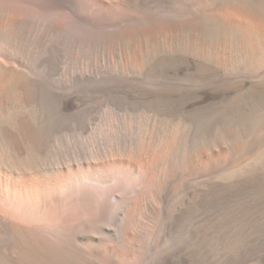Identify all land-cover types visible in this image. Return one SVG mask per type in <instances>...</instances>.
<instances>
[{"label":"rangeland","instance_id":"rangeland-1","mask_svg":"<svg viewBox=\"0 0 264 264\" xmlns=\"http://www.w3.org/2000/svg\"><path fill=\"white\" fill-rule=\"evenodd\" d=\"M67 1L76 11L74 25L79 17L87 28L64 27L59 51L50 50L53 40L39 27L36 38L24 36L25 18L12 25L0 19V49L7 48L8 62L44 81L63 78L59 90L46 85L35 101V115L49 125L42 168L60 166L49 170L56 174L50 182L88 167L119 174L104 173L112 183L105 216L84 214L46 226L40 223L47 219L28 209L29 194L38 192L41 204L55 198L44 193V172L10 177L0 171V217L31 228L0 231V264H104L93 250L112 247L117 230L119 255L111 251L108 259L115 261L109 264L257 263L264 256V62L238 55L240 35L231 23L244 16L231 2L250 5L264 17V0ZM70 16L59 23L67 24ZM168 21L186 28L156 34ZM190 25L200 31L187 32ZM12 29L20 37L10 47L3 33ZM130 31L146 34L126 43L121 35ZM219 47L229 52L225 61L217 60ZM241 82L254 91L239 94L234 86ZM131 168H138L136 174L147 168L160 184L145 194L146 206L132 214L131 232L123 239L131 205L127 184L140 183ZM111 193L123 207L115 208ZM75 207L68 201L57 212ZM62 241L79 256H71Z\"/></svg>","mask_w":264,"mask_h":264},{"label":"bare ground","instance_id":"bare-ground-1","mask_svg":"<svg viewBox=\"0 0 264 264\" xmlns=\"http://www.w3.org/2000/svg\"><path fill=\"white\" fill-rule=\"evenodd\" d=\"M237 5V9L243 14V21H238L233 24L240 35L241 45L238 49L239 56L250 54L254 57V62H264V17L262 14L253 9L250 5H245L240 2L232 1ZM67 0H0V19L7 25H12L14 22L25 18L27 21L21 26L24 29V36L29 39L36 38L35 29L45 33V36L51 41L52 52L60 50V44L63 40L64 27H68L70 32H74L75 27L83 29L87 28V22L84 19L77 17L74 25V18L76 15L75 8L69 6ZM27 10L33 17H22L21 9ZM71 20L67 24H60L66 16ZM189 30L195 31L196 34L200 31L196 26L190 25ZM183 25L174 22H167L164 29H156V34L166 32L175 34L180 30H185ZM226 27L221 28V35L226 34ZM8 40L7 44L11 47V40L19 38L20 36L9 30L3 33ZM146 33L141 31H130L123 33L121 39L126 43H132L135 39L141 38ZM155 34V32L153 33ZM155 34V35H156ZM7 36L10 37L7 38ZM222 44L226 45L223 39ZM6 47L0 49V171L4 172L10 177H25L36 175L39 172H44L43 179L48 182L44 193L55 197L48 203L41 204L39 193L36 192L31 198L28 209L45 219L43 225L52 226L60 220H70L79 218L84 214H92L96 217H103L107 214V204L104 198L109 196V187L112 183H108L103 179L105 172L110 170H103L88 167L81 172H72L66 179L56 183H51L50 180L56 175L49 170L59 169L60 166H53L48 169H43L45 163L40 162L41 154L49 147L47 132L49 131L48 122L37 116L35 113L39 111V101L41 90L47 85L52 90H59L63 84V78L58 77L54 82L49 83V78L44 81L39 78L35 72H29L23 68H19L15 63L6 60ZM136 54V48L131 46L128 55L133 58ZM229 52L222 47L218 48L217 60L225 61ZM234 89L239 93L253 92V85L248 83H237ZM39 93V94H40ZM264 96V91L261 93ZM207 99L206 96H200L199 101ZM38 104V105H37ZM70 105V99L66 100V107ZM30 110L28 114L26 111ZM142 148H146L142 146ZM202 152L197 155L200 156ZM69 164V163H68ZM138 168H131L134 177L140 181L136 184L128 182L127 196L131 201L130 208L124 215L123 220L127 222L121 229L122 238L126 239L131 232V226L134 216L138 210L146 206L147 192H153L160 184L159 179L151 180L148 169H140V174H136L135 170ZM49 171V172H47ZM112 175L119 174V170L111 172ZM35 185L28 184L26 186ZM90 189L91 192L86 190ZM89 194L91 197L89 198ZM112 203L116 205L115 208L123 207L124 201L119 200L117 194L111 193ZM213 196L211 192L207 197ZM72 201L76 206L72 211L57 212L60 207H63L66 202ZM212 201L211 198L207 199ZM133 212V213H132ZM0 231L1 232H21L26 233L31 231L29 225L18 222L8 221L6 218L0 217ZM97 236V232H91ZM101 234V232H99ZM134 235L139 232L134 229ZM117 238L112 247L101 245L93 250V255L98 257L104 264L113 263L115 257L108 259V254L112 251L114 256L119 255V230L116 232ZM50 240H52L50 238ZM113 241V239H112ZM51 247V243H44ZM62 247L66 248L71 256H79V251L73 248L69 242L62 241ZM107 261L109 263H107ZM72 264H81L78 261H71ZM255 264H264V256Z\"/></svg>","mask_w":264,"mask_h":264}]
</instances>
